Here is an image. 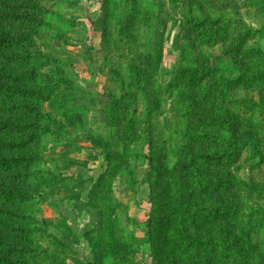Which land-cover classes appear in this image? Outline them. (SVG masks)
Here are the masks:
<instances>
[{"label":"rangeland","instance_id":"rangeland-1","mask_svg":"<svg viewBox=\"0 0 264 264\" xmlns=\"http://www.w3.org/2000/svg\"><path fill=\"white\" fill-rule=\"evenodd\" d=\"M262 27L264 0H0V160L32 161L0 165V264H264V84L227 88ZM222 118L240 158L190 162Z\"/></svg>","mask_w":264,"mask_h":264},{"label":"trees","instance_id":"trees-1","mask_svg":"<svg viewBox=\"0 0 264 264\" xmlns=\"http://www.w3.org/2000/svg\"><path fill=\"white\" fill-rule=\"evenodd\" d=\"M195 23V25L198 27H204L206 24L208 26H211L213 22L211 21H199L192 19L190 20ZM228 29L229 28H217L216 30H211V38L213 40L218 41V40H225L228 37ZM254 32V30L249 29V33L245 35V40L250 36V33ZM259 34H264V27L260 28L258 31ZM19 39L18 37H13V36H7V35H0V39ZM249 56H253L256 60L254 63L255 69L251 73H247L245 75L240 76L238 79L229 81L228 82V87L232 86H237V85H261L264 84V52L256 49H250L249 50ZM194 71V70H193ZM197 72V70H195ZM203 75L210 74L214 75L217 73V70L211 69V67H205L202 71ZM221 117H223V114H220ZM225 115V114H224ZM227 118V116H226ZM228 119V118H227ZM131 121H134V117L131 119ZM208 125H215L217 128H222L224 126H229L230 131H231V136L228 137H221L217 136L213 133H205L203 135L196 136L194 135L195 138H197V141H199L203 145H208V149L212 150L210 153H204L201 152L200 154H195L194 152H190L187 154V157H190V162L197 163L201 165L202 167H206L208 169L210 168H218L220 166H223L225 164L231 165L234 164L238 158H240L241 153L244 149L246 141L242 140L238 136L237 132V124L230 121V120H225L221 119L219 121L215 122H208ZM9 126L0 124V130L1 129H6ZM253 141V140H252ZM251 147L253 148V156L256 157L258 156L260 161V164H264V156L263 154L259 153L257 150V146L254 144V142L249 143ZM31 160V159H30ZM30 160H17V161H12V160H0V165L1 166H6L10 165L12 166L13 163L14 165L16 163L25 161V162H32ZM35 161V160H34ZM12 164V165H11ZM198 178L202 179L204 176L202 173H197L196 175ZM223 182H218L217 187H219ZM230 184L231 182H227ZM231 185V184H230ZM9 195H21L17 192H7ZM0 246L4 248H8L11 250L10 246H7L5 243L0 242Z\"/></svg>","mask_w":264,"mask_h":264}]
</instances>
